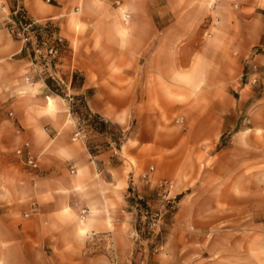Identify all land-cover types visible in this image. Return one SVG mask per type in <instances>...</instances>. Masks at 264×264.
I'll return each instance as SVG.
<instances>
[{
    "label": "crops",
    "instance_id": "obj_1",
    "mask_svg": "<svg viewBox=\"0 0 264 264\" xmlns=\"http://www.w3.org/2000/svg\"><path fill=\"white\" fill-rule=\"evenodd\" d=\"M223 1L219 7L210 0H0V264H106L109 237L120 264L135 260L129 195L147 197L163 178L174 180L175 187L185 185L195 164L185 148L216 138L233 112L227 92L234 78L229 43L216 41L233 32L213 29L217 10L227 8ZM236 1L243 20L264 9V0ZM115 2L128 9L127 22L112 6ZM18 8L33 21L54 22L65 38L67 48L50 64L64 95L54 93L45 80H25L32 68L30 54L6 25ZM204 18L211 22L208 27L200 26ZM120 29L130 30L126 39ZM209 32L213 35L202 43ZM41 81L37 94L18 95ZM69 94L83 96L91 113L119 127L121 144L108 138L93 154L85 140L73 139L79 118ZM222 98H230V104ZM52 99L56 111L38 115ZM26 143L37 170L16 153ZM149 166L150 178L142 180L140 173ZM187 205L179 206L177 214ZM91 206L101 214L93 229L79 237V221ZM65 209L75 219L64 215ZM261 225L264 221H258ZM172 226L187 224L177 220ZM248 233L241 236L243 256L250 249ZM196 238L183 234L177 241L185 250ZM201 240L208 242L209 235ZM257 243H264L260 234ZM258 249V264H264V246ZM198 255L205 257L194 252Z\"/></svg>",
    "mask_w": 264,
    "mask_h": 264
},
{
    "label": "rangeland",
    "instance_id": "obj_2",
    "mask_svg": "<svg viewBox=\"0 0 264 264\" xmlns=\"http://www.w3.org/2000/svg\"><path fill=\"white\" fill-rule=\"evenodd\" d=\"M225 1L227 8L221 6L217 10L213 29L233 32L229 36L218 35L216 39L218 44L229 43L230 72L234 78L228 84L227 92L232 100L233 112L225 116V127L216 138L185 148L186 156L195 162L190 168L194 176L187 177L185 185L175 187L174 180L163 178L147 197L129 195L130 210L135 218L133 238L136 246V258L129 264H258V247L260 245L261 249L264 246V243H257L259 234L264 238V225L258 227V221H264V9L250 13L243 20L235 11L240 8L238 1ZM44 2L51 3L52 0ZM223 2L210 0V5L218 4L220 7ZM112 6L119 7L125 19L129 18L126 6L117 2ZM16 10L29 19L23 8ZM39 23H51L58 28L50 20ZM208 23L211 22L204 18L200 26L208 27ZM211 33L202 35V43L211 38ZM67 45L66 42L61 54ZM50 71L54 72L52 68L44 71V80L51 79L52 83H47L50 89L64 95L61 84L48 75ZM220 102L229 105L230 98H222ZM76 116L79 118L77 128L85 135L84 140L91 153L105 147L108 138L116 146L121 144L124 135L116 125L109 123L101 132L92 127L82 112ZM178 120L187 131L186 123ZM152 171L149 166L145 171L148 177L143 178L141 172L140 178L148 181ZM163 180L171 182L165 193L159 187ZM175 188L181 189V193H174ZM227 202L230 203L228 207ZM182 204L189 205L183 206L177 214ZM177 220L185 221L187 226L184 229L174 228L172 223ZM247 223L250 224L249 230L245 227ZM247 231L251 237L250 249L243 256L241 236ZM183 234L198 237L195 242L187 243L185 250H182L183 244L177 241V236ZM208 235V242L201 240ZM253 236H256L255 242ZM113 243L116 248L114 240ZM110 244L108 239L106 264H120L118 252L114 254ZM194 252H202L205 257H195Z\"/></svg>",
    "mask_w": 264,
    "mask_h": 264
},
{
    "label": "built area",
    "instance_id": "obj_3",
    "mask_svg": "<svg viewBox=\"0 0 264 264\" xmlns=\"http://www.w3.org/2000/svg\"><path fill=\"white\" fill-rule=\"evenodd\" d=\"M6 25L11 34L22 42L24 50L30 54L32 70L25 76V80L29 83L34 82L35 79L44 80L46 76L44 71L51 68V62H55L66 46L65 39L59 33L58 28L51 23L40 24L37 21L29 20L25 14L18 10L13 12ZM53 73L50 71L48 75L54 77ZM67 98L72 110L75 98L72 94H69ZM73 139L84 141L85 135L80 128H76ZM16 153L31 170L39 168L37 158L33 155L27 143L19 147ZM150 169H153V167L150 166ZM71 171H74L73 167H71ZM141 175L143 178L148 177L147 172H143ZM170 183L168 180L161 181L159 183L160 190L163 193L167 192ZM82 211L84 212L85 209ZM109 240L115 254L116 249L113 240L111 237H109Z\"/></svg>",
    "mask_w": 264,
    "mask_h": 264
},
{
    "label": "clouds",
    "instance_id": "obj_4",
    "mask_svg": "<svg viewBox=\"0 0 264 264\" xmlns=\"http://www.w3.org/2000/svg\"><path fill=\"white\" fill-rule=\"evenodd\" d=\"M129 32L130 30L128 29H120L119 31V35L122 39H126L129 36ZM43 82H38L35 85H32L31 87L25 88L23 90H20L18 95H20L21 97H24L26 95H28L29 93H31L32 95L37 94V92L39 91V89L41 87H43ZM56 101L55 99L50 100L48 106L40 113H38V115H49L51 116L55 111H56ZM101 214V210L98 209L96 206H91L89 208V214L86 218L81 219L79 221V226L77 229V235L79 237H84L85 235H87L92 229L93 227L96 225L97 223V217L100 216ZM64 215L69 216V218L71 219H75V217L70 216L69 211L67 209L64 210ZM104 223L111 228V224L108 223L107 219L104 221Z\"/></svg>",
    "mask_w": 264,
    "mask_h": 264
},
{
    "label": "trees",
    "instance_id": "obj_5",
    "mask_svg": "<svg viewBox=\"0 0 264 264\" xmlns=\"http://www.w3.org/2000/svg\"><path fill=\"white\" fill-rule=\"evenodd\" d=\"M46 81L49 85L52 83L51 79L49 78ZM72 84H74V78ZM74 98L76 99V102H74V104L72 105V111L78 116L79 113L82 112L88 117V120H90V124L92 125V127H94L98 131H104L109 122L105 121L101 116L91 113L83 96L76 94L74 95Z\"/></svg>",
    "mask_w": 264,
    "mask_h": 264
}]
</instances>
